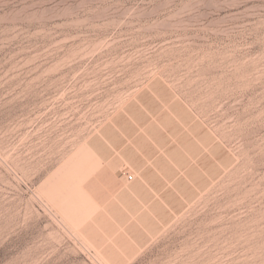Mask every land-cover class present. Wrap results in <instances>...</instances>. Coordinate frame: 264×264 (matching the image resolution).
I'll use <instances>...</instances> for the list:
<instances>
[{"label":"rangeland","instance_id":"rangeland-1","mask_svg":"<svg viewBox=\"0 0 264 264\" xmlns=\"http://www.w3.org/2000/svg\"><path fill=\"white\" fill-rule=\"evenodd\" d=\"M0 264H264V0H0Z\"/></svg>","mask_w":264,"mask_h":264},{"label":"built area","instance_id":"built-area-1","mask_svg":"<svg viewBox=\"0 0 264 264\" xmlns=\"http://www.w3.org/2000/svg\"><path fill=\"white\" fill-rule=\"evenodd\" d=\"M125 176L130 181L134 179V175L132 173H125Z\"/></svg>","mask_w":264,"mask_h":264}]
</instances>
